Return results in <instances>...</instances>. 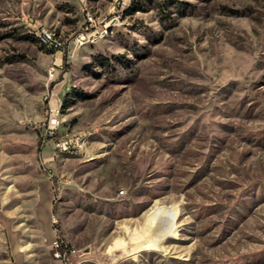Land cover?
I'll use <instances>...</instances> for the list:
<instances>
[{"label": "rangeland", "instance_id": "374dc122", "mask_svg": "<svg viewBox=\"0 0 264 264\" xmlns=\"http://www.w3.org/2000/svg\"><path fill=\"white\" fill-rule=\"evenodd\" d=\"M52 213L69 264H264V0H0V264H57Z\"/></svg>", "mask_w": 264, "mask_h": 264}, {"label": "built area", "instance_id": "2783aa9c", "mask_svg": "<svg viewBox=\"0 0 264 264\" xmlns=\"http://www.w3.org/2000/svg\"><path fill=\"white\" fill-rule=\"evenodd\" d=\"M85 18L86 25L83 30L80 31L79 36H76L74 39H69L67 42H65L55 32L47 33V27L45 26L36 28L39 33H44L45 37H48V40L52 43V54L55 56V60L49 69L51 77H54L55 70L61 65V63H58L57 60L60 59V61H62V53L66 47L70 48L72 44L82 46V44H86V40L98 42L100 37H106L109 34L111 21H99L90 12L86 14ZM47 112L49 116L36 125L37 129L40 131L42 143L52 141L56 155L76 152L78 148L81 147L78 139L69 135L59 136L57 134V129L60 124L58 101L53 102L51 99ZM48 175L49 178L53 180V173L49 172ZM124 192V190L120 191V193ZM57 222L58 219L56 214L52 213V223L54 225L55 237L51 243V250L53 252V256H57V264H69V257L70 254L74 252V249L70 247L68 241L61 235L60 230L56 225Z\"/></svg>", "mask_w": 264, "mask_h": 264}, {"label": "crops", "instance_id": "0c3cea01", "mask_svg": "<svg viewBox=\"0 0 264 264\" xmlns=\"http://www.w3.org/2000/svg\"><path fill=\"white\" fill-rule=\"evenodd\" d=\"M28 194L29 195L26 197V200H28V204L27 205H29V207L31 208V210H30L28 215L30 216V219H31L33 225H36L35 220H36V217H37L38 212H39L41 207L38 206V197H37L36 193L34 192V190H32ZM45 207L47 209H51V210L53 209V205L49 204V203H46ZM0 229H1V223H0Z\"/></svg>", "mask_w": 264, "mask_h": 264}, {"label": "bare ground", "instance_id": "6f19581e", "mask_svg": "<svg viewBox=\"0 0 264 264\" xmlns=\"http://www.w3.org/2000/svg\"><path fill=\"white\" fill-rule=\"evenodd\" d=\"M47 33H53V32L47 28ZM35 34L37 35V38L42 44L52 47L51 41L48 40V37H45L44 33H39L38 31H35ZM57 61L60 62V59H58Z\"/></svg>", "mask_w": 264, "mask_h": 264}]
</instances>
